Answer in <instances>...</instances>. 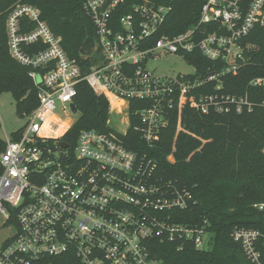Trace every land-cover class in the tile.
I'll return each mask as SVG.
<instances>
[{
  "label": "built area",
  "instance_id": "obj_1",
  "mask_svg": "<svg viewBox=\"0 0 264 264\" xmlns=\"http://www.w3.org/2000/svg\"><path fill=\"white\" fill-rule=\"evenodd\" d=\"M165 2L85 0L83 8L97 31L93 65L86 73L38 8L18 4L8 14L9 53L29 69L39 105L24 116L20 139L7 138L0 154V264H57L53 259L69 253L81 264H164L153 252L156 243L178 244L180 250L186 244L199 251L213 247L207 223L193 227L173 221L172 212L187 210L193 197L156 177L151 152L175 111V141L184 132L187 103L200 114L253 111L248 95L219 91L224 78L250 61L252 46L246 40L264 26V0H207L199 22L175 36L160 34L172 11ZM31 47L43 49L31 53ZM195 52L223 67L199 75L193 66V74L175 77L147 69L160 53L185 58ZM81 82L107 99L110 117L120 116L128 128L83 131L72 157L61 145L72 125L62 122L57 111L63 109L67 117L79 113L71 106ZM213 84L214 91L195 94ZM249 86L264 90V77ZM133 102L141 108L132 113ZM131 115L146 147L140 152L124 141L133 128ZM168 161L174 162L173 154ZM255 208L264 211V204ZM231 237L252 264H264L263 232L237 227Z\"/></svg>",
  "mask_w": 264,
  "mask_h": 264
},
{
  "label": "trees",
  "instance_id": "obj_2",
  "mask_svg": "<svg viewBox=\"0 0 264 264\" xmlns=\"http://www.w3.org/2000/svg\"><path fill=\"white\" fill-rule=\"evenodd\" d=\"M206 1L166 0L172 11L160 34L175 36L196 25ZM251 1L245 0L246 3ZM84 2L0 0V96L12 94L21 117L32 114L38 107V90L29 77V69L16 62L9 53L8 14L18 4L38 8L52 32L62 39L63 48L71 60L81 65L86 73L93 65L97 31L83 8ZM246 41L252 46L247 54L250 61L239 72L224 78L219 92L238 97L248 95L254 104L253 111L237 113L232 109L224 114H200L187 103L182 118L184 132H180L175 141V111L161 142L151 152L158 165L156 177L177 189L188 191L193 197L187 210L172 212L173 221L193 227L207 223L214 239L211 249L201 251L191 244L180 250L178 244L156 243L153 252L164 264H252L231 234L237 227L264 233V211L255 208V205L264 204V90L249 86L254 78L264 77V26L255 28ZM41 49L27 48L31 53ZM185 58L199 75L223 67L220 62H211L199 52L186 54ZM216 86L213 84L195 94H207ZM76 89L74 102L79 118L62 138L68 144L72 157L75 156L79 135L83 131L108 132L110 116L107 99L97 96L86 82L79 83ZM139 108L137 103H131L132 113ZM133 117L131 115L133 128L124 141L129 149L140 152L146 147L141 135L134 130L136 121ZM21 133L22 129L13 134V140H19ZM5 148V141L0 139V154ZM170 154L174 155V162L168 161ZM53 261L57 264H81L73 253Z\"/></svg>",
  "mask_w": 264,
  "mask_h": 264
},
{
  "label": "rangeland",
  "instance_id": "obj_3",
  "mask_svg": "<svg viewBox=\"0 0 264 264\" xmlns=\"http://www.w3.org/2000/svg\"><path fill=\"white\" fill-rule=\"evenodd\" d=\"M147 69L158 76L175 77L178 74H193L194 67L189 62L176 54L160 53L151 58L147 63ZM125 109V108H124ZM58 117L65 124L73 125L79 118L78 114L66 116L63 109L57 111ZM109 127L118 132H124L128 127L122 124L121 117L116 114L109 116ZM0 139L6 141L7 138L13 139V134L23 129L27 119L17 113V103L12 94L5 93L0 96Z\"/></svg>",
  "mask_w": 264,
  "mask_h": 264
},
{
  "label": "water",
  "instance_id": "obj_4",
  "mask_svg": "<svg viewBox=\"0 0 264 264\" xmlns=\"http://www.w3.org/2000/svg\"><path fill=\"white\" fill-rule=\"evenodd\" d=\"M71 108H72L74 113H77L78 109H77L75 104H72ZM61 145H62L63 148H67L68 147V144L65 143V142H63Z\"/></svg>",
  "mask_w": 264,
  "mask_h": 264
},
{
  "label": "bare ground",
  "instance_id": "obj_5",
  "mask_svg": "<svg viewBox=\"0 0 264 264\" xmlns=\"http://www.w3.org/2000/svg\"><path fill=\"white\" fill-rule=\"evenodd\" d=\"M62 132V130L60 131V133Z\"/></svg>",
  "mask_w": 264,
  "mask_h": 264
}]
</instances>
